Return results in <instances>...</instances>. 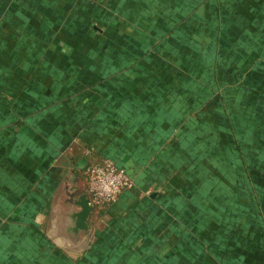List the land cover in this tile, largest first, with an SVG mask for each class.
Masks as SVG:
<instances>
[{
    "label": "crops",
    "instance_id": "0c3cea01",
    "mask_svg": "<svg viewBox=\"0 0 264 264\" xmlns=\"http://www.w3.org/2000/svg\"><path fill=\"white\" fill-rule=\"evenodd\" d=\"M95 153L133 185L80 227ZM0 264H264V0H0Z\"/></svg>",
    "mask_w": 264,
    "mask_h": 264
},
{
    "label": "built area",
    "instance_id": "2783aa9c",
    "mask_svg": "<svg viewBox=\"0 0 264 264\" xmlns=\"http://www.w3.org/2000/svg\"><path fill=\"white\" fill-rule=\"evenodd\" d=\"M83 191L89 206L104 210L133 185L125 170L106 155L94 154L83 171Z\"/></svg>",
    "mask_w": 264,
    "mask_h": 264
},
{
    "label": "trees",
    "instance_id": "16d2710c",
    "mask_svg": "<svg viewBox=\"0 0 264 264\" xmlns=\"http://www.w3.org/2000/svg\"><path fill=\"white\" fill-rule=\"evenodd\" d=\"M246 161H248V160H246V159H242V157L240 158V160H239V162H241L242 164H243V167L245 166V163H246ZM224 162H226L227 163V167H230L231 168V166H232V161H224ZM249 162V161H248ZM229 163H230V166H229ZM203 164L204 165H206V161H203ZM208 167H209V169L210 170H213L212 172L214 173H216L217 172V168L218 167H216V166H214L213 165V161H208ZM249 171L247 172L248 174L249 173H251V174H254L255 173V171H254V169H252V170H250L251 168H253V166L252 165H249ZM257 169H259L258 167H257ZM247 173H245L244 174V178H245V182L246 183H248V180H249V175L247 174ZM209 176H208V179H212V180H214V181H219V180H223V181H228L231 177H233V176H219V177H215L214 175H212L210 172H209ZM204 178H206V177H204ZM211 186V185H210ZM209 186V191H208V200L209 201H211V200H213V199H218V197L220 196V192H218L216 189L214 190V188H212V187H210ZM218 189V188H217ZM255 191H257L256 189H252L251 191H247V192H245V195L251 200V201H248L247 200V203L249 204V203H251V204H249V205H252V203L254 202L255 203V205H254V203H253V205H252V207L249 209V208H247V210H250L252 213H246L247 215H255V216H258V218H261L262 217V213H261V208H259L258 207V202H257V198L255 197V194H257L258 193V191L257 192H255ZM239 195V194H238ZM213 197V198H212ZM215 197V198H214ZM222 198V197H221ZM230 200L232 201V202H234L235 204H238L236 201L238 200V197H230ZM239 200H241V199H239ZM242 201V200H241ZM243 202V201H242ZM226 207V209H227V211H228V215L230 216V217H232V213H236L237 215L235 216V217H239V219H242L246 214H239L237 211H236V209H235V211L233 210H231V209H233L232 207H229L228 205H225ZM230 211H231V213H230ZM225 216V215H224ZM234 217V218H235Z\"/></svg>",
    "mask_w": 264,
    "mask_h": 264
},
{
    "label": "water",
    "instance_id": "95a60500",
    "mask_svg": "<svg viewBox=\"0 0 264 264\" xmlns=\"http://www.w3.org/2000/svg\"><path fill=\"white\" fill-rule=\"evenodd\" d=\"M75 180L77 181V189L73 192V195H77L79 197V200H77L76 202L78 203V205L81 207V209L78 211L77 213V221L80 227H85V220L87 215L89 214V212L91 211V207L89 206V204L87 203L86 197H85V193L83 191L84 188V183H83V178L74 177Z\"/></svg>",
    "mask_w": 264,
    "mask_h": 264
},
{
    "label": "rangeland",
    "instance_id": "374dc122",
    "mask_svg": "<svg viewBox=\"0 0 264 264\" xmlns=\"http://www.w3.org/2000/svg\"><path fill=\"white\" fill-rule=\"evenodd\" d=\"M233 151V150H232ZM236 151H237V153H231V155H233L232 157L235 159V160H229V161H232L233 163H235V166L234 167H239V168H242L243 167V164L241 163V162H239V160L237 159V157H238V155H239V152H238V149H236ZM240 157V156H239ZM223 162V161H222ZM223 163H225V162H223ZM233 179H234V176L233 177H231L228 181H231V182H233ZM208 181H209V184H212V183H215V181L214 180H212V179H208ZM231 182L229 183L230 185H228V187L230 186L231 188H232V185H231ZM226 186H227V184H226ZM228 187H225L224 188V192L227 190V188ZM248 190H245L244 192H242V194H239L238 195V193H234V195H235V197H238V200L239 199H241L243 202H247V196L245 195V192H247ZM220 193H223L222 191L220 192ZM232 195V194H231ZM213 198V197H212ZM221 200H222V198L221 197H219L218 198V203L219 204H221L222 202H221ZM225 208V207H224ZM232 211L234 210L235 211V209H231ZM230 213H231V211H230ZM237 214L236 213H232V217H230L229 215H228V211H227V209L225 208V218H226V221H229V222H231V221H238L239 220V217L237 216V217H235ZM235 217V218H234ZM235 231H238V229H235ZM259 231V230H258Z\"/></svg>",
    "mask_w": 264,
    "mask_h": 264
}]
</instances>
